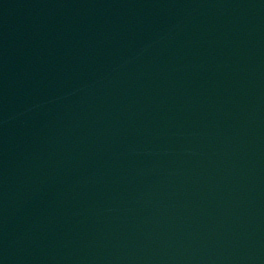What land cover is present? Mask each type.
Segmentation results:
<instances>
[{
    "label": "water",
    "instance_id": "obj_1",
    "mask_svg": "<svg viewBox=\"0 0 264 264\" xmlns=\"http://www.w3.org/2000/svg\"><path fill=\"white\" fill-rule=\"evenodd\" d=\"M0 264H264V0H0Z\"/></svg>",
    "mask_w": 264,
    "mask_h": 264
}]
</instances>
